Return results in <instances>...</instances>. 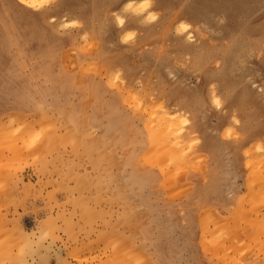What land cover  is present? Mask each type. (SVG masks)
Returning <instances> with one entry per match:
<instances>
[{
  "label": "rangeland",
  "instance_id": "1",
  "mask_svg": "<svg viewBox=\"0 0 264 264\" xmlns=\"http://www.w3.org/2000/svg\"><path fill=\"white\" fill-rule=\"evenodd\" d=\"M149 3L0 0V264H264V0Z\"/></svg>",
  "mask_w": 264,
  "mask_h": 264
},
{
  "label": "bare ground",
  "instance_id": "2",
  "mask_svg": "<svg viewBox=\"0 0 264 264\" xmlns=\"http://www.w3.org/2000/svg\"><path fill=\"white\" fill-rule=\"evenodd\" d=\"M21 3L26 4L30 7H37L40 6L45 0H20ZM120 11L122 13L125 12H132L135 14H140V13H144L145 11H147L149 9V0H120ZM151 21L155 20V15L150 14L148 17ZM117 20L119 22L120 26H124L125 22L124 19L121 15V13H119L117 15ZM181 28L185 31H187L188 29V25L185 23H182ZM191 36H189V39H191ZM162 118H160V120H158L156 122V124L152 125V126H148L150 127L147 130V135H148V141L150 144L153 145H159L160 146H165V145H170V147L168 148L167 146V151H166V155L175 162H180L182 160V154H180L181 152L177 153L175 151V146L179 145L180 143L178 142H171V144L169 143L168 139L170 138V134L171 131L174 130L173 129V125L168 124V122L166 121L165 118H163L164 116L161 115ZM158 123V124H157ZM150 125V124H148ZM180 147L182 146L181 144L179 145ZM183 147V146H182ZM177 148V147H176ZM180 151V149H179ZM183 151V149H182ZM21 248H19L20 250ZM24 253L23 250H21V252H19V254ZM20 255H18L17 258H19ZM17 263V262H16ZM19 263V262H18Z\"/></svg>",
  "mask_w": 264,
  "mask_h": 264
}]
</instances>
